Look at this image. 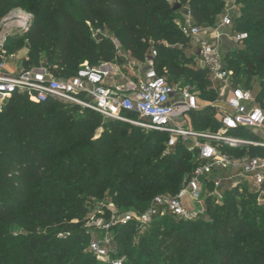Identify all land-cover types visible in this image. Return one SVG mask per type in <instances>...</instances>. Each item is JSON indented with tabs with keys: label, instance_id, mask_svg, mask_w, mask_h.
<instances>
[{
	"label": "trees",
	"instance_id": "1",
	"mask_svg": "<svg viewBox=\"0 0 264 264\" xmlns=\"http://www.w3.org/2000/svg\"><path fill=\"white\" fill-rule=\"evenodd\" d=\"M27 1L0 0V23ZM42 1L58 5L57 24L46 32L39 16L24 34L32 45L25 69L44 65L70 78L85 61L124 66L127 58L142 63L152 58L169 83L192 92L196 86L208 101L218 97L208 70L195 67L186 55L193 41L177 21L186 8L197 25L213 27L228 0H175L181 6L176 11L170 0H80L82 18L64 0H38L39 10ZM236 3L240 13L231 26L248 36L239 41L244 47L231 50L223 62L233 71V85L252 91L258 84L254 96L264 109V0ZM100 21L109 25L120 47L112 39L91 38L92 26ZM214 110L189 112L191 128L216 133L222 124ZM241 132L249 129L229 134ZM209 141L235 158L264 157V147ZM167 143L165 133L142 134L135 125L62 100L34 103L22 94L5 100L0 110V264H101L88 249L93 228L84 224L91 214L109 219L113 210L145 212L156 196L177 194L199 164L197 148ZM212 190L209 181L204 198L210 219L165 214L147 227L128 222L113 228L115 257L124 256V264H264V202L251 188L245 193L227 189L222 200ZM164 236H173L167 245Z\"/></svg>",
	"mask_w": 264,
	"mask_h": 264
},
{
	"label": "built area",
	"instance_id": "2",
	"mask_svg": "<svg viewBox=\"0 0 264 264\" xmlns=\"http://www.w3.org/2000/svg\"><path fill=\"white\" fill-rule=\"evenodd\" d=\"M232 23V18L225 16L221 26H231ZM179 26L197 45L201 68L208 70L220 95L223 98L226 96L228 111L221 115L222 127L218 133L199 132L183 124L189 112L199 109L197 96L190 89L177 92L178 87L157 72L152 58L142 63L144 69L141 72H137L138 63L128 58L126 68L130 75H123L124 82L113 79L120 66L112 62L94 66L85 63L74 76L63 78L44 65L31 69L17 68L15 61L8 59L4 45H0V99L22 94L34 103L53 99L66 101L93 110L104 119L129 122L165 133L168 135V147L175 146L179 141L186 144L194 142L188 149L199 150V164L177 194L156 196L145 212L130 211L120 214L113 210L112 219L103 220L100 224L95 214L90 217L93 223L96 220L98 224L94 233L100 231L102 235H93L88 249L101 264H124V258L115 257L116 241L112 229L117 225L135 222L147 227L156 217L165 214L185 220L202 214L206 209L204 196L209 181L213 184V190L210 191L212 196L219 198L221 191L227 189L242 191V186L248 183L257 194L258 202H264V157L235 158L221 152L209 141L217 139L232 144L248 143L230 135L229 131L263 128L264 109L258 104L252 91L233 85L230 69L223 62L217 47L202 37L200 26L180 23ZM215 31L217 37L223 33L218 28ZM247 36V33L239 32L235 39L239 42ZM117 47H120L119 44ZM152 54L156 56L157 52L154 50ZM130 113L140 120H130L127 115ZM215 168L233 169L238 173L210 180L209 176Z\"/></svg>",
	"mask_w": 264,
	"mask_h": 264
},
{
	"label": "rangeland",
	"instance_id": "3",
	"mask_svg": "<svg viewBox=\"0 0 264 264\" xmlns=\"http://www.w3.org/2000/svg\"><path fill=\"white\" fill-rule=\"evenodd\" d=\"M13 1H16V0H13ZM64 1L67 4L68 10L75 13L78 18L83 17L82 12H81V8H80V4H79L80 0H64ZM174 2H175V0H171V3L174 4ZM37 8H38V0H28L27 2L24 3V5L22 7L12 9L8 13V15L3 18V20L0 23V45H4V47L7 51L8 59L14 60L15 63H17L18 65H20L22 67H24V60L29 59L28 50L30 47H32V45L28 42L26 35H24V34H26V32L29 31L33 22L39 16H41L43 23L46 25V32H49L51 30V28H53L57 24V22H56V12L58 10L57 4L50 5L49 3L42 1V7L40 8V10H39V8L38 9ZM240 8H241V6L236 3V0H228L225 4L224 11L220 16L218 23H220L225 16H230L232 18V20L235 21L236 16H238L240 13ZM182 11L183 10H181V18H183V12ZM177 22H178V25H179V23L184 24V25L188 24L185 21H181V20H178ZM239 31L245 32L242 28L239 29L238 32ZM90 33L92 34L91 38L98 41V42L101 41L102 39H112L116 46L118 44L120 46V41L111 33L110 27L106 22L100 21L99 25L92 26ZM231 34H233V36H232L233 38H227V40L231 43H236L235 45L232 46L233 48L231 49V50H235L239 47L237 45V41L235 39V35L237 34V32H234ZM191 46L193 47L194 44H192ZM240 46L244 47V45H240ZM222 47L224 48V46H222ZM231 50H228L226 52V54L229 53ZM186 55L189 57L188 54H186ZM42 61H43V63L46 62L45 59H43ZM85 63L94 66V61L93 62L85 61L83 64H85ZM193 65L195 67H198L197 61H194ZM127 66H128L127 63L124 66H120L121 72L119 73V77H122V74L127 75V76L130 75L128 70L125 69V67H127ZM230 71L233 75V71L232 70H230ZM177 83L180 84V82H177ZM257 88H258V84H254L252 87V91H253L254 95H256V93H257ZM195 89H196V91L194 92V94L197 96L198 104L201 107L206 105L207 103H212V101L215 102L219 98V96H218L215 100L208 101L207 97L202 96L201 92L197 89L196 86H195ZM177 90H178L177 92H179L181 89L178 87ZM177 95H179V93H177ZM7 99H9V98H7ZM7 99H0V110H2L4 108V102ZM64 102H66V101H64ZM66 103L69 104V102H66ZM216 111L217 110L215 109L214 113H216ZM80 113H83V111H81ZM73 115H76V114H73ZM128 118L130 120H140V118H138V116H136V115L129 116ZM186 118L189 119L190 118L189 115ZM124 123H128L129 125H134V124L129 123V122H124ZM135 126L140 128V132L142 134H153L155 132V130L152 128H144V127H140L138 125H135ZM211 127H212V125H211ZM217 128L218 127L216 126V129ZM198 130H199V132H203V133H208V134L212 133L210 128H204V129L198 128ZM219 130L216 133H218ZM101 133H102V129H97V135H100ZM238 135L239 136H237V137L248 142V143H243V144H248V145L258 146V147H264V127L261 129L249 130V132H241ZM255 136L258 137L259 139H255ZM238 144H241V143H238ZM191 145H194V142H191V143L187 142V144H186L187 147H189ZM229 171H230V169L215 168L214 172L211 174V179H215L217 176H219V177L224 176ZM251 187L252 186L247 183L246 186H242V191L245 193L246 189H250ZM224 191L225 190L221 191L222 194L224 193ZM242 191H240V192H242ZM208 192L209 191H205V196L209 195ZM218 199L222 200L221 196ZM259 203H261V202H259ZM92 215H94V214L92 213L91 216ZM201 215L205 219H210V216L207 215L205 210L202 212ZM90 217H89V222L85 223L84 227H92L93 228V230L91 232L92 236L93 235L94 236L102 235V233H100V231L97 233H94V231L98 227L97 221L100 224L101 221H103V220L108 221V220L112 219V216L109 219H104L103 217H98V218H96L97 221L95 220L96 223H93L92 220H90ZM11 231L13 232L14 235L19 234L18 232H15L14 229ZM112 234H113V231H112ZM173 236H174V234H173ZM172 237L169 238L168 236H164L163 241H164L165 245L169 244L172 241ZM72 255H73V252H70L67 254V257H70ZM123 258H124V256H123ZM179 259H180V254H178L176 256V261H178ZM171 264H174V263H171Z\"/></svg>",
	"mask_w": 264,
	"mask_h": 264
},
{
	"label": "crops",
	"instance_id": "4",
	"mask_svg": "<svg viewBox=\"0 0 264 264\" xmlns=\"http://www.w3.org/2000/svg\"><path fill=\"white\" fill-rule=\"evenodd\" d=\"M182 12H183V18H180L181 21H185L186 23H188L187 25H189V26H199V25H197L194 22V20L192 19L191 15L189 14V12H188V10L186 8H184ZM221 23H222V21L220 23H217V25H215L213 27H211V26H206V27L205 26H200V27L202 29V37L207 39V40H209L213 45H215L217 47V49H218V51H219V53L221 55V58L223 60V57L226 54V52L228 50H231L233 48L232 46L235 45L236 43H231V42H229L227 40V38H233L232 37L233 34H231V33H234L233 26H227V27L224 26V27H222ZM217 28L220 31L223 32L220 37H217V35H216V31L215 30ZM192 44H194L193 47L191 46L189 48H186L184 51H185L186 54L189 55V57H191L193 59V62L197 61L198 67H201L200 66V56H199V52H198V47H197V45L194 42ZM237 45L240 46L239 42H237ZM222 46H224V48ZM136 62L138 63L136 69L137 68L139 69V71H137V72H141V70L144 69L142 67V62H138V61H136ZM14 64L17 66V68H20V69L24 68V67L18 65L17 63H14ZM12 69H14V66H13ZM125 69H127V68L125 67ZM120 72H121V70H118L116 72L117 76L115 78H113V79L117 80L119 82H124L125 80L122 78L123 74H122V77H119V73ZM213 87L216 89V91L218 93V96H219L218 100L215 101V102H212V103H207L206 105H204L202 107L199 105V109L198 110H202V109H204V108H206L208 106L214 107L217 110L216 111L217 112V118L220 121L221 115L224 112L228 111V105L226 103V96L223 98L220 95V92H219V89H218L217 85H215L213 83ZM188 115H189V113L187 114V116ZM183 124L188 126V127H191V119L190 118L189 119L186 118V120L183 122ZM237 173H238L237 171H235L233 169H230V171L227 174H225L224 176H221V177H229V176H233V175H235ZM217 177H219V176H217ZM209 179L211 180V175L209 176Z\"/></svg>",
	"mask_w": 264,
	"mask_h": 264
},
{
	"label": "water",
	"instance_id": "5",
	"mask_svg": "<svg viewBox=\"0 0 264 264\" xmlns=\"http://www.w3.org/2000/svg\"><path fill=\"white\" fill-rule=\"evenodd\" d=\"M180 7L181 6L179 5V3H174L173 10L176 11V10L180 9ZM214 140H217V139H214Z\"/></svg>",
	"mask_w": 264,
	"mask_h": 264
}]
</instances>
